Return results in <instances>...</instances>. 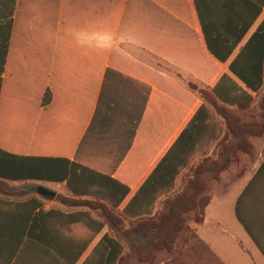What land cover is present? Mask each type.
I'll return each mask as SVG.
<instances>
[{
	"label": "crops",
	"instance_id": "crops-1",
	"mask_svg": "<svg viewBox=\"0 0 264 264\" xmlns=\"http://www.w3.org/2000/svg\"><path fill=\"white\" fill-rule=\"evenodd\" d=\"M263 23L264 0H17L13 17L0 19V149L66 159L112 178L128 188L120 212L136 198L133 212L149 208L160 190L150 217L181 196L209 198L203 221L187 211L188 227L220 256L218 234L242 227L250 249L261 252L257 264H264L235 215L239 196L264 160V135L249 138L253 153L242 150L236 161L234 129L187 86L190 80L211 90L227 75L257 108L259 95L230 65ZM47 91L51 100L43 105ZM218 104L246 119L248 111ZM241 163L252 165V172L235 176ZM219 165L226 167L219 172ZM35 182L55 193L45 209L87 211L102 220L99 209L59 200L97 201L74 195L66 181ZM0 210L11 213L8 206ZM130 220L135 225L139 217ZM11 243L0 240V262L38 264L37 245L11 259ZM54 263L61 264L57 258Z\"/></svg>",
	"mask_w": 264,
	"mask_h": 264
},
{
	"label": "trees",
	"instance_id": "trees-1",
	"mask_svg": "<svg viewBox=\"0 0 264 264\" xmlns=\"http://www.w3.org/2000/svg\"><path fill=\"white\" fill-rule=\"evenodd\" d=\"M16 1L0 0V19L13 17ZM6 47L7 45L2 52L1 65L4 64ZM216 56L221 58L219 55ZM230 70L247 89L259 95V119H243L242 116L232 114L231 111L219 106L218 100H221L240 111H249L256 101L251 94L227 75H224L211 90L190 80H187V86L214 106L218 114L224 117L228 125L234 129L236 138L234 154L237 161L238 153L242 150L249 154L253 153L249 138L264 135V93L261 94L264 90V23L233 60ZM1 72L2 66H0V75ZM50 100L51 94L47 91L42 104L47 105ZM202 110L208 109L202 106ZM196 121L197 117H194L189 124L190 129L186 132L194 127ZM195 155L196 153H192L188 160L181 162L182 165L193 159ZM225 167L219 165L217 168L220 172ZM177 168L170 172L172 181L178 173L179 168ZM0 179L13 182L66 181L67 187L74 195L94 197L97 201L69 199L63 196H60L59 200L69 207L99 209L102 218V220H96L87 211L67 214L53 208L45 209L46 200L35 195L20 201L0 198V207L8 206L11 211L8 216L6 213L1 214L0 210V240L4 237L11 240L13 244L9 246L11 259L17 257L16 254L18 255L20 249L23 253L30 248V244H35L38 246V264L47 261L54 263L56 258L61 264H77L98 233L108 225L115 227V222L119 221L113 214V211H116L120 213L123 220L130 222L131 218L139 217L137 224L125 233L127 239H134L132 242L136 243L132 245L134 247L132 252L126 253L124 244L107 231L82 264H89L96 255L100 257L98 264H127V260L135 255L150 256L154 253L155 256L156 252L160 251L172 255L165 264H192V262L205 264L218 260L197 231L187 225L190 217L187 214L188 210L196 211L192 217L196 222L204 220L205 207L210 201L209 198L196 200L194 197L181 196L169 201L160 215L150 217L153 205L161 193L160 190L154 196L149 208L133 212L131 208L137 202L136 198L120 212L118 207L128 194V188L112 178L66 159L19 156L1 149ZM0 191L7 193L6 188L1 186ZM235 215L264 254V160L239 196ZM180 232H185L186 236L182 238L181 245L178 246L176 241ZM0 264L8 263L0 262Z\"/></svg>",
	"mask_w": 264,
	"mask_h": 264
},
{
	"label": "rangeland",
	"instance_id": "rangeland-1",
	"mask_svg": "<svg viewBox=\"0 0 264 264\" xmlns=\"http://www.w3.org/2000/svg\"><path fill=\"white\" fill-rule=\"evenodd\" d=\"M246 119L247 120H257L258 118V107L252 108L251 110L246 113ZM255 141V140H254ZM252 165H246L244 166L242 163L241 165H236L233 168V174L235 176L241 175L244 173L250 174L252 172ZM246 171V172H245ZM0 186L1 188H6L7 193L0 191V198H8L10 200L20 201L23 200L29 196L35 195L40 196L38 194V182L35 181H7L0 179ZM41 197V196H40ZM45 200L47 198H44ZM46 204H50L49 200L45 201ZM55 205H59L58 202L55 203ZM49 207V206H48ZM100 213V211H99ZM113 214L115 215L116 219L119 220L115 222V227L107 226V231L118 238L125 246L126 253L132 252V245H136L135 242H132L133 240H129L126 238L125 233L130 230L133 226V223L128 220H123L120 217V213L113 211ZM121 221V223H120ZM230 227H235L233 224H230ZM241 228V229H240ZM229 230L226 234L219 235L216 238V246L218 247L220 255L216 254L212 248L213 254L215 257H217V262H208L205 264H257L259 258V252L255 253L252 247L250 249V246L246 243V235L242 229V227ZM233 232V234L231 233ZM241 232V234H240ZM186 236L185 232L179 233V238L176 241V245L180 246L182 242V238ZM221 236V237H220ZM94 246H90L85 254L81 257V259L78 261L77 264H82L86 258L91 254ZM261 253V252H260ZM171 254L167 252H156V255L150 254V256L146 255H135L127 260V264H165L167 261L170 260ZM99 255H96L89 264H98L99 261ZM220 261V262H219ZM46 264V263H41ZM51 264H57V263H51ZM169 264V263H168ZM192 264H196L195 262H192Z\"/></svg>",
	"mask_w": 264,
	"mask_h": 264
},
{
	"label": "water",
	"instance_id": "water-1",
	"mask_svg": "<svg viewBox=\"0 0 264 264\" xmlns=\"http://www.w3.org/2000/svg\"><path fill=\"white\" fill-rule=\"evenodd\" d=\"M38 194H40V195H42L48 199H52L55 196L54 192H51V191L47 190L46 188H42V187L38 189Z\"/></svg>",
	"mask_w": 264,
	"mask_h": 264
}]
</instances>
